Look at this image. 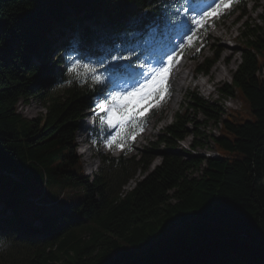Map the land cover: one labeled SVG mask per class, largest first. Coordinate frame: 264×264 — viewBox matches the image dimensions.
Here are the masks:
<instances>
[{"label":"trees","instance_id":"obj_1","mask_svg":"<svg viewBox=\"0 0 264 264\" xmlns=\"http://www.w3.org/2000/svg\"><path fill=\"white\" fill-rule=\"evenodd\" d=\"M142 9L159 11L152 0H0V238L21 245L17 252L0 246V264H264V26L246 23L242 60L220 87L222 99L239 95L246 107L224 117L222 102L191 95L207 115L195 122L192 147L205 145L200 129L211 120L220 128L212 137L219 156L175 151L191 121L182 115L139 158L103 152L97 126L102 163L94 181L84 175L77 131L96 93L83 69L77 76L67 67L83 34L132 39L129 16ZM169 30L156 24L135 36L147 46ZM219 53L207 59V69ZM35 95L47 113H20V99ZM163 144L162 162L123 193ZM35 168L43 183L80 179L86 195L53 209L63 202L58 194L32 212L18 202L32 188L19 174Z\"/></svg>","mask_w":264,"mask_h":264},{"label":"rangeland","instance_id":"obj_2","mask_svg":"<svg viewBox=\"0 0 264 264\" xmlns=\"http://www.w3.org/2000/svg\"><path fill=\"white\" fill-rule=\"evenodd\" d=\"M212 2L214 1L201 0V7L196 14L205 10ZM254 3V0H247L245 6L246 9L243 8V10H246L247 13L242 14L239 21L238 18H236V15L228 16L217 21L215 18L219 15V11L216 15L209 16L203 28H200L194 23L189 24L188 28H186L182 34L176 35L175 44L173 46L167 48L159 46L157 54L175 52L180 46L188 47L189 51L178 59V61H180L183 58L187 64L183 66L182 69L179 68L181 74L176 72L178 70H176L177 65H175L173 70L174 72H171L172 89L170 98H166L162 104L160 101L156 102L160 106L155 109V113H153V117L148 120L147 125L143 126V131H138L139 134L136 136L132 144V148L128 152L129 154H140L146 148H152V142L159 139L160 135L163 134L166 128L177 119L178 115L190 118L191 120L188 123V131L185 137L179 142L178 150L186 149L200 155H210L216 153L217 146L212 137L220 134V128L214 123V121L211 120L206 125L204 123L200 129L202 131V136H204L203 139L205 145L198 146L196 149H193L192 147L196 138L195 122H205L207 120V115L202 110L197 111L194 108L192 105L193 100H191V95L193 92H198L199 95L208 102H222L225 108L224 117L229 112L246 107L243 99L239 95L222 99L220 97V87L223 86L226 81H230L232 79L233 72L242 60V49L245 46V38H243L242 30L245 28L246 23L250 22L264 26V21L262 19V16L264 15V0H259V4L257 5L258 7L254 6ZM241 5H243L242 0H233L231 9ZM222 9V11H226L224 8ZM240 10L241 9L239 8L236 9L235 14H239ZM192 15L193 13L190 11L189 17ZM196 28L204 30L201 37L194 36ZM184 33L186 34L185 38H183V40H179ZM188 36H191V39H188ZM217 50L220 52L218 56L219 58L209 69V72L206 74L202 72L193 78L192 73L195 67L197 65H200L203 68L206 67L207 59L211 58ZM196 52L199 54L197 58L193 59L192 55ZM58 53H55L56 57H58ZM60 54L63 56V52H60ZM186 75L188 78L185 77ZM177 81H180L182 84V88L180 90L176 84ZM94 99L91 100L90 107L87 108L86 113H93ZM173 104L174 107H172ZM18 110L25 116L36 117L46 114L48 108L42 102L41 96L35 95L30 97L29 100L21 98L18 103ZM83 122L85 121H81V125ZM111 130L115 131V129ZM84 137L85 135H83L81 127L77 131L78 154L81 155L83 163L85 162L84 167H88V171L91 172L92 168L96 167L98 169L99 162L97 155L94 156L92 153L86 152L87 154L85 157L82 156L81 150L89 148L86 142L82 140ZM106 138L107 137L104 135L101 137V140H103L102 149L105 152H112L114 155H118L122 152L119 147H108L105 142ZM108 138L110 139L111 136ZM164 147L165 145L163 144L161 148H157L155 150V159L152 161L149 170L142 171L141 169H138L133 179H130L129 182L124 185L125 190L132 189L136 186L140 179L144 178L147 173L155 169V167L162 162L163 157L161 150ZM91 162H93L94 165L90 166ZM198 173L201 175V170L196 171L194 174ZM19 178L26 181L32 188L29 191H23L20 194L21 198L18 202L20 205L32 209V212H34L35 209L43 210L46 208L44 206L37 205L36 200L39 199H35L38 196H42L43 192L44 197L43 199H40V201L42 200L41 202L44 203L51 201V199L55 198L58 194H60L61 198H63V202L61 204H54L52 206L53 209H57L60 205L67 203L70 200H81L86 195L85 183L80 179H75L74 177L71 178L73 179L71 183L61 184V182L55 181L53 177H51L49 181L43 183L41 171L38 168H35L32 171L19 174ZM44 186L46 190L44 189ZM37 222H39V220ZM0 245L4 249L11 252H17L19 250V246H21L19 243L16 244V242L7 238H0Z\"/></svg>","mask_w":264,"mask_h":264},{"label":"snow or ice","instance_id":"obj_3","mask_svg":"<svg viewBox=\"0 0 264 264\" xmlns=\"http://www.w3.org/2000/svg\"><path fill=\"white\" fill-rule=\"evenodd\" d=\"M152 2L156 3L159 11L142 9L135 15L130 14L132 39L117 43L109 37L102 39L95 33L83 34L78 40L77 55L67 67L69 73L77 76L80 75L79 69H83L85 82L90 81L93 85L96 93L93 115L101 125L116 130L110 139H105L110 148H127V142H134L139 134L137 129L143 131V123L148 115L160 106L156 102L162 104L166 98H170L171 72L178 62L172 52L157 54L152 48L138 42L135 33H143L144 29L152 25L163 24L177 34H182L189 19L203 28L209 16L216 15L219 9L229 11L233 0H214V6H209V10H202L199 14L192 8L191 17L187 4L177 8L176 0ZM226 11L219 12V15H225Z\"/></svg>","mask_w":264,"mask_h":264},{"label":"bare ground","instance_id":"obj_4","mask_svg":"<svg viewBox=\"0 0 264 264\" xmlns=\"http://www.w3.org/2000/svg\"><path fill=\"white\" fill-rule=\"evenodd\" d=\"M187 64V62L182 58L180 61H178L177 62V68H176V70H178V71H176L178 74H181V71H179V68L180 69H182L183 68V66H185ZM174 72V71H173ZM219 74V73H218ZM186 78H188V76L186 75L185 76ZM176 84L178 85V87H179V90L182 88V84L180 83V81H177L176 82ZM175 103V102H174ZM172 107H174V104L172 105Z\"/></svg>","mask_w":264,"mask_h":264},{"label":"water","instance_id":"obj_5","mask_svg":"<svg viewBox=\"0 0 264 264\" xmlns=\"http://www.w3.org/2000/svg\"><path fill=\"white\" fill-rule=\"evenodd\" d=\"M176 152H178V151H176Z\"/></svg>","mask_w":264,"mask_h":264}]
</instances>
